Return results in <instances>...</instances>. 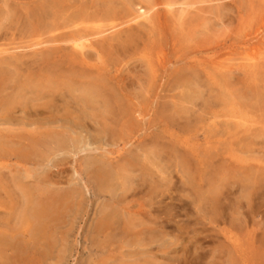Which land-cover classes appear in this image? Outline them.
Returning a JSON list of instances; mask_svg holds the SVG:
<instances>
[{"label": "rangeland", "instance_id": "374dc122", "mask_svg": "<svg viewBox=\"0 0 264 264\" xmlns=\"http://www.w3.org/2000/svg\"><path fill=\"white\" fill-rule=\"evenodd\" d=\"M226 1L232 6L227 12L229 25L215 24L217 19L207 8L215 3L196 5L200 9L205 6L203 20L193 28L188 43L182 45L187 57L191 55L186 46L224 45L220 54L234 71L230 104L221 96L228 92L209 81L193 105H184L185 110L178 113L174 103L185 91L175 81L164 79L157 88L156 83L153 85L150 95L139 90L124 91V106L121 104L114 113L102 109L103 118L96 117L101 105L93 112L87 109L85 129L70 125L73 135L79 133L76 138L80 141L67 143L62 149H55L51 142H0V228L3 231L17 227L12 233L17 248L6 251L11 258L9 264H264V67L260 69L262 74L253 78L247 67L241 68L243 61L237 54L242 42L240 22L248 30L259 14L264 15V0H257L252 10L245 1L220 3L227 4ZM133 28L132 32L139 29ZM166 31L171 43L176 31ZM34 32H24L21 42H29ZM159 40L152 36L143 43L152 53ZM229 47L232 54L227 56L229 50L225 48ZM171 58L174 61L176 57ZM103 60L118 66L107 55ZM174 67L171 65V70ZM117 75L119 79L126 77ZM19 77L22 78L16 76L11 85L18 83ZM156 92L158 97L153 99ZM18 127L0 124V131H31V127ZM49 127L57 131L69 128L58 122L43 125L39 132ZM96 130L103 135L97 136ZM155 149L163 150L161 156L150 154ZM203 152L206 155L200 157ZM185 154L190 163L197 164L198 170L191 172L196 171L200 178L194 184L202 187L201 200L191 191L178 161ZM112 159L121 165L134 160L135 177L127 178L125 174L124 180L116 181L119 191L128 189L122 199L119 191L112 196L121 201L119 220L115 230L97 233L98 220L116 208L111 206V194L97 187L93 174L99 166L97 162ZM222 171L229 173L228 178L224 177L229 187L213 204L209 185L214 180L219 182ZM49 181L55 194L71 196V209L60 216L61 221L54 227L53 238L58 245L48 250L40 242L32 248V225L23 216L32 212L36 203L46 202L51 193ZM128 209L138 215H128Z\"/></svg>", "mask_w": 264, "mask_h": 264}, {"label": "bare ground", "instance_id": "6f19581e", "mask_svg": "<svg viewBox=\"0 0 264 264\" xmlns=\"http://www.w3.org/2000/svg\"><path fill=\"white\" fill-rule=\"evenodd\" d=\"M221 1L0 0V124L16 125L19 126L18 130L31 127V131L25 130L20 133L11 130L0 131V142L6 140H27L33 144L51 142L54 143L55 149H62L67 143L77 142L76 137L79 133L73 135L70 125L85 129L83 119L89 117L87 109L93 112L101 105L102 107L96 110V117L103 118L102 109H105L106 113H114L120 110L121 104L124 106L123 98L127 100L124 91L130 90V93H133L134 90H139L150 95L153 85L156 83L155 88H157L164 79L175 81L185 91L174 103L175 110H179L178 113L185 110L184 105H193L194 99H197L201 89L207 86L209 81L228 92L224 95L220 90L221 96L223 95L222 101L230 104L229 90L232 88L234 71L229 64H226L227 58H223L220 54L224 45L206 48L186 46L190 57L183 54L187 51H184L182 45L184 42L188 43L187 40L193 36V28L195 30V26L203 20L201 14L205 12V6L204 9H200L195 8L196 5L215 3L207 7L210 14H214V19H217L215 24L218 27L229 25L227 12H231L232 6L227 1V4L220 3ZM244 1L251 10L257 6L254 5L257 0H240V2ZM258 6L259 9L262 7V5ZM239 20H242L241 17ZM242 22L238 27L239 30L237 29L242 36L237 54L243 61L241 68L247 67L254 78L262 74L261 70L264 67V42H262L264 15L259 14L248 30ZM167 23L169 26L166 25ZM133 27L139 28L138 31L132 32ZM31 29L36 32L29 36V42H21L24 39V32ZM43 29H47L46 32H39ZM167 29L176 31L171 43L167 41ZM152 36L160 40L156 42L154 51L150 53L143 39L149 40ZM141 43L143 47L140 49ZM225 49L229 50L227 56L232 54L231 47ZM104 55L118 66L112 67L107 60H103ZM173 56L176 57L174 61L171 60ZM137 62H140L139 66L136 65ZM171 65H176L175 70H171ZM118 73L125 74L126 77L120 75L119 79ZM16 76L22 78L19 77L18 83L15 81L14 85H11ZM156 96L157 92L153 99ZM58 122L66 124L69 128L57 131L49 127L39 132L43 125ZM96 132L99 137L103 135L99 130ZM161 150L154 152L152 150L153 153L150 154L160 153L161 156L163 153ZM205 155L203 152L200 157ZM134 160L137 162V157ZM134 160L124 162L129 164L127 168L113 159L106 163L97 162L99 166L93 174V178L97 180L95 184L111 194L109 198L111 206L116 208V211H111L98 220L97 233L113 229L118 222L117 210L121 201L118 200V196L116 199L112 196L117 195L119 191L117 180L135 177ZM178 161L184 168L182 169L185 172V179L191 186V191L201 200L204 193H200L199 190L202 187L194 184L196 181L200 182V178L196 171L194 172L196 175L191 172L193 169L198 170L195 167L197 164L190 163L187 154ZM221 174L223 177L218 179L219 182L214 180L216 184L213 182L209 185V199L213 204L217 202L219 194H223V189L229 187L225 185L228 183L224 178L229 173L225 174L222 171ZM48 184L51 185L49 187L51 193H48L46 202L36 203L31 209L32 212L23 216V220L27 219L26 222L32 225L30 230L32 248L41 242V246L49 250L58 245L57 240L53 238L54 227L61 221L60 216L71 209L72 199L65 194H55L52 182L49 181ZM130 185L132 187L133 182ZM127 190L123 188L119 191L120 199ZM126 213L138 215L136 212L131 213L129 209ZM1 230L2 228H0V264H9L11 258L7 256L6 251L15 246L12 233L17 231V227L10 229L6 227Z\"/></svg>", "mask_w": 264, "mask_h": 264}]
</instances>
